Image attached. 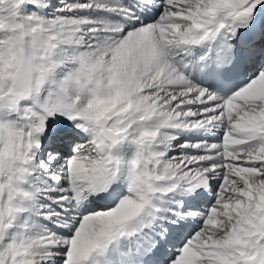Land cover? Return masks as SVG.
Here are the masks:
<instances>
[{
  "label": "snow or ice",
  "instance_id": "1",
  "mask_svg": "<svg viewBox=\"0 0 264 264\" xmlns=\"http://www.w3.org/2000/svg\"><path fill=\"white\" fill-rule=\"evenodd\" d=\"M0 264H264V0H0Z\"/></svg>",
  "mask_w": 264,
  "mask_h": 264
}]
</instances>
